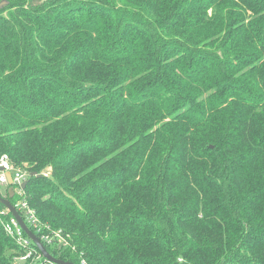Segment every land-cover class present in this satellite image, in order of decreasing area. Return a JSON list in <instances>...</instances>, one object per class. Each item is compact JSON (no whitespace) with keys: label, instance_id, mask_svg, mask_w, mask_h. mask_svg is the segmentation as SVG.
<instances>
[{"label":"trees","instance_id":"trees-1","mask_svg":"<svg viewBox=\"0 0 264 264\" xmlns=\"http://www.w3.org/2000/svg\"><path fill=\"white\" fill-rule=\"evenodd\" d=\"M7 1L0 157L48 251L264 264V0Z\"/></svg>","mask_w":264,"mask_h":264},{"label":"built area","instance_id":"built-area-1","mask_svg":"<svg viewBox=\"0 0 264 264\" xmlns=\"http://www.w3.org/2000/svg\"><path fill=\"white\" fill-rule=\"evenodd\" d=\"M8 173L11 174L13 179L12 186L15 189L14 198L16 201L13 205L21 214L28 227L33 232L34 230L36 231L34 233L39 237L45 246V243L51 245L55 240H58V243L65 247L67 245V241L61 237L60 233L52 232V234H49L43 231L45 226L41 224L36 210L31 207L26 197L25 189L22 188L24 182L29 178L28 174L19 168H15L7 155H2L0 157V191L1 187H6L7 192L9 191V187L11 185L8 181ZM45 176H49V174H46ZM7 196L8 194L5 197ZM0 234L2 237L13 243V247L9 250L8 257L13 264H41L42 260H46L33 241L21 228L19 222L6 208L0 210ZM0 264H3L1 257ZM81 264L86 263L83 261Z\"/></svg>","mask_w":264,"mask_h":264},{"label":"water","instance_id":"water-1","mask_svg":"<svg viewBox=\"0 0 264 264\" xmlns=\"http://www.w3.org/2000/svg\"><path fill=\"white\" fill-rule=\"evenodd\" d=\"M8 4H9V2L7 0H0V10L4 9ZM7 177H8L9 184L11 186L9 187V191H8V196L7 197L3 196L1 194V191H0V203L6 209H8L10 211V213L12 214V216L19 222L21 228L24 230L26 235L33 241V243L35 244L37 249L40 251L42 256L48 262H50L52 264H74V263L67 262V261H64V260H61V259H57L56 257H54L48 251V249L46 248L44 243L39 239V237L28 227V225L24 221L23 217L21 216V214L18 212V210L15 208V206L12 203V199L15 196V189L12 186L13 179L11 177V174L8 173ZM28 185H29V180L24 182V184L22 185V188L26 189Z\"/></svg>","mask_w":264,"mask_h":264},{"label":"rangeland","instance_id":"rangeland-1","mask_svg":"<svg viewBox=\"0 0 264 264\" xmlns=\"http://www.w3.org/2000/svg\"><path fill=\"white\" fill-rule=\"evenodd\" d=\"M49 174V172H46L44 175ZM1 193L3 196H6L8 194L6 187H1Z\"/></svg>","mask_w":264,"mask_h":264},{"label":"clouds","instance_id":"clouds-1","mask_svg":"<svg viewBox=\"0 0 264 264\" xmlns=\"http://www.w3.org/2000/svg\"><path fill=\"white\" fill-rule=\"evenodd\" d=\"M29 180V179H28Z\"/></svg>","mask_w":264,"mask_h":264}]
</instances>
